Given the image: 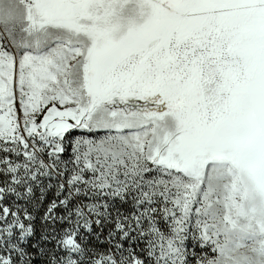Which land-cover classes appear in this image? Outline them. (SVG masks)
<instances>
[{
    "label": "snow or ice",
    "instance_id": "obj_1",
    "mask_svg": "<svg viewBox=\"0 0 264 264\" xmlns=\"http://www.w3.org/2000/svg\"><path fill=\"white\" fill-rule=\"evenodd\" d=\"M0 264H264V0H0Z\"/></svg>",
    "mask_w": 264,
    "mask_h": 264
},
{
    "label": "rangeland",
    "instance_id": "obj_2",
    "mask_svg": "<svg viewBox=\"0 0 264 264\" xmlns=\"http://www.w3.org/2000/svg\"><path fill=\"white\" fill-rule=\"evenodd\" d=\"M39 226V225H38Z\"/></svg>",
    "mask_w": 264,
    "mask_h": 264
}]
</instances>
